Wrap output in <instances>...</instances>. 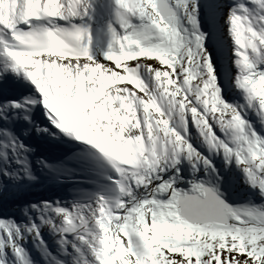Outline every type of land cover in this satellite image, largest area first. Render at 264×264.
<instances>
[{"label": "snow or ice", "instance_id": "obj_1", "mask_svg": "<svg viewBox=\"0 0 264 264\" xmlns=\"http://www.w3.org/2000/svg\"><path fill=\"white\" fill-rule=\"evenodd\" d=\"M89 7L87 0H0V28L9 30L13 41L0 43H4L14 69H24L43 94V103L54 114L56 127L94 145L112 163L119 162V166L113 163L115 171L129 181L127 185L118 181L120 192L131 196L133 179L136 186L150 185L154 173L163 171L165 165L175 168L182 154L209 164L186 138L190 116L209 149H223L226 155L234 152L249 180L264 193V179L256 175L257 169L264 170V140L255 132L246 134L245 119L221 98L210 53L202 44L198 52L188 51L186 62L179 60L176 53L181 47V34L158 0H134L129 15L146 17L150 28L158 31L161 43L142 46L147 33L137 32L133 23L124 27L119 24L123 35L109 25L112 43L103 64L90 55L92 35L88 27L75 23L71 29L43 27L68 33L79 42L78 52L61 54L23 39L38 34L37 28L31 29L33 20L68 21L87 16ZM20 23L28 24L29 30H20ZM230 29L238 46L237 85L246 91L249 104L257 100L264 111V72L256 71L249 54L259 55L264 49V28L257 30L248 15L233 10ZM141 57L158 61L148 65L155 73L156 91L137 74L140 64H148ZM178 65L182 72H177ZM214 125L225 135L227 130L243 132L233 137L235 148L217 136ZM169 188V183L159 185L160 191ZM193 188L200 196H181L173 191L166 204L101 198L89 218L79 207L55 211L63 214L66 226L60 229L62 233L78 229L85 233L78 238L90 245L99 264H145L146 259L152 264H264V213L253 217L259 222L255 226L229 223V215L240 219L237 212L203 186ZM45 223L56 227L51 219ZM28 231H36L39 236L34 224ZM138 240L144 243L142 252L137 250Z\"/></svg>", "mask_w": 264, "mask_h": 264}, {"label": "bare ground", "instance_id": "obj_2", "mask_svg": "<svg viewBox=\"0 0 264 264\" xmlns=\"http://www.w3.org/2000/svg\"><path fill=\"white\" fill-rule=\"evenodd\" d=\"M87 1L93 2V0H87ZM168 1H169L170 5L177 12L176 15L172 16L173 17V23L176 27L177 23H181L180 19H178L176 16H182L183 15L182 11H181L182 8L179 6V4L177 3L176 0H168ZM162 2L166 3L165 0H162ZM227 3H228V0H227ZM202 4H203V11H205L203 14L204 16H202V19H204V23L201 24V23L196 21V23L195 24L193 23L192 26L196 30V32H198L200 35L207 34L209 36V42L204 40V43H202V45L204 48L207 46L208 48L211 49L210 56H211V61L213 63V67H214V73L217 76V85L220 88L224 87V86H226V88H227V87H230V85H231V82H230L231 80L227 79V77L233 75L234 73L236 74L237 69L234 67H235V64L237 63L238 59L236 57H234V52L232 50L228 51L229 48H232L231 41H233V40L231 39V41H230L228 32L225 33L226 38L225 39H224V37L222 38L221 27L224 25H227L228 26L227 29L231 32L230 18H229V20L227 18L229 17L230 14H232V12L229 8H227L226 3L224 6L223 0H216V1L203 0ZM245 14L248 15L252 19V21L254 23V27L257 30H259L260 28H264V20L260 19L261 17H264V9L262 11L258 12L257 10H255V8H250L248 10V12H246ZM224 16H226V17H224ZM227 21H228V23H227ZM132 23H133L134 28L137 32H141V33L146 32L147 33V38L142 41V46L151 47V46H155V45H158L159 43H161V38L159 36L158 31L150 28L149 22L147 21L146 17H144V18H141L139 16L134 17V18H132ZM128 31L131 32L132 29H129ZM179 32L181 34V47H182L183 45L187 44V42L190 40V38L187 37V39H186L187 41H186L184 39L185 35L183 36L181 31H179ZM120 34L123 35L124 32L122 30H120ZM220 40H221V44L219 43ZM200 45L201 44L196 46L194 53L198 52L200 50ZM181 47H180L179 51L176 53L177 56H179V54H180ZM234 49H235V47H234ZM215 55H217V57ZM219 55H220V59H218ZM91 56L93 57V59L96 62H98L97 60L100 61V55L98 53H94ZM229 57H232V58H229ZM254 57H256V60L253 59L255 61V64H256V71L257 72H264V49H262L260 51L259 55L254 54ZM260 57H261V60L259 59ZM0 58H1V65H2L3 69L9 70L13 73H16V70L14 69V67H10L6 63V60L1 53H0ZM103 58L106 60V56H104ZM143 58H145V57H141L140 60L143 61ZM186 60L184 62H186ZM129 63L135 64V62H133V61H130ZM186 66L187 65L185 63V67ZM20 71L22 73H26V71L24 69H20ZM182 71H183V69H182ZM225 71H227V74ZM144 72H146V71H144V64L142 63L138 67L137 74H138L139 78L145 82L147 87H150L151 90L156 91L157 90V82L155 80V74L151 73L149 75L147 73L148 76L151 77L150 79H148L146 76H144ZM238 74L240 75V72ZM236 79H237V76L235 77V80ZM131 86H133V85H130L129 87H131ZM243 92L245 95V101L242 104L243 110H247L248 107H253L256 109L257 113L260 114L259 118L264 117V111H262L260 109L258 101L253 100L252 103L249 104L247 93L245 90H243ZM221 98L226 102V97L223 98L221 96ZM258 107H259V111H258ZM239 109H238V111L241 112V110H239ZM17 113L18 112H14V114H17ZM188 118H190V116ZM177 122H179L178 114L176 116V123ZM209 123H211V121H209ZM246 125H247V128L245 129L246 134L250 135L249 133L255 132L256 137H258L262 140V138L260 136V134H261L260 131H254V130L250 131V128L248 127L247 123H246ZM213 127H214V131L217 132L219 127L216 125H214ZM232 132H233V130H227V134L229 135V137L225 138V133H223L224 137L222 139L225 140L226 142H228L229 144L234 145L235 143H234ZM197 133L200 134L199 130H197ZM254 138L255 137H253V139ZM200 145L205 146L201 149H203V151H205L206 155L212 156L213 155L212 153H215L216 157L221 156L225 160H228V161L235 159L234 152L230 155H226L225 152L223 151V149L210 150L205 140H202L200 142ZM233 148H235V147L233 146ZM208 151H209V154H208ZM193 160L196 161L195 158H193ZM178 165L176 167H179ZM207 169H208V171L206 173H201L200 176L195 177L194 175H192V173H190L188 168H185V169H183L184 176L187 177L185 180L180 177L178 172H173V168H167L166 170H163V171L158 170L157 175H163L165 180L169 181V184H171V187H173L172 189L169 188L170 193H169V191H167L168 193H165V195L162 198L160 196H158L156 193L150 194V195L149 194L145 195V193H146L145 189L141 186L135 185L134 190H133L134 199L136 201H137V199L145 201V200H149L150 198H151V200H155L156 198L159 197V199H160L159 204H166L171 199L173 191L178 192L181 196L182 195H188V194L200 195V193H198L197 191L194 190L193 185H201L203 187L206 185H209L212 188H214L221 196H223L227 201H229L232 204V206L235 210L234 212H236L237 207H238V209H240V213H238V215L240 217L239 220H236L231 215H229V218L231 219V222H232V218H233V220L238 225L242 224L245 221V216L243 213L244 212L248 213L247 212L248 209L244 208L243 206L244 205L248 206L249 201H247L245 199L246 196L245 197L240 196L241 192H237L238 189L237 190L234 189V187H233L234 185L232 182V178H233V180L235 178L234 174L224 171L226 174V176H225L222 173L221 168L217 165H214L213 167L210 165V166H208ZM241 169L243 170L242 166H241ZM256 173H258L259 175H262V177H264L263 176L264 170L257 169ZM228 174H229V177H227ZM153 180H154V176H153L152 181ZM230 188L232 189V191L230 190ZM250 195H252L253 197H260V195H255L253 193H251ZM252 202H251V204L253 205ZM30 203H31V205L29 206V211L31 212V218L26 216L23 211H13L15 213L13 218H11L10 214L8 216H6V214L3 216V214L0 213V225H2V226H0V230L3 232V234L5 236V242L0 243V263H3V261L5 262V260H6V261H8V264H27V262H29V261L36 264L37 263L36 258L39 256V252L34 251L31 248V246L29 244V241L31 239L35 240L36 243L40 246V248L42 247L43 249H45L48 246L52 245V242L55 239L59 240L61 238L60 236L61 235L63 236V234H67V236L63 240L64 244L67 246L68 240H74L80 233H82L79 229L75 233H62L60 231V229L63 228V221L61 222V219H63V214H59L54 210H47V209L44 210L41 208V206H38L39 204L37 201L32 200ZM95 207H96L95 204H91V205H88L86 207H81L86 218L90 217V215H91L90 210L94 209ZM48 219H51L53 221V223L56 225L55 228H53L51 225L45 223V221ZM4 221H5V223H4ZM33 224L36 226V230H38L39 236L36 235V231H32V232L28 231V229L31 228ZM17 229H19V232H17ZM82 234H85V233H82ZM78 242H77V246H78L79 250L85 251V253H87L89 255V257L92 258V248L90 247V245L88 243H86L85 247H82V242L81 243H78ZM21 244H23V247H22L23 254L20 253V250H21L20 245ZM44 244H46V245L44 246ZM18 249H19V251H18Z\"/></svg>", "mask_w": 264, "mask_h": 264}, {"label": "rangeland", "instance_id": "obj_3", "mask_svg": "<svg viewBox=\"0 0 264 264\" xmlns=\"http://www.w3.org/2000/svg\"><path fill=\"white\" fill-rule=\"evenodd\" d=\"M177 3L179 4V6L182 8V16H176L178 19H180L181 23H177L176 27L179 31H181V33L183 34L184 36V39L186 40L187 37L190 38V40L187 42V44L183 45L181 47V51H180V54H179V60L181 62H184L186 59H187V55H188V51L191 49L193 52L195 51L196 49V46L199 45V44H202L204 43V40L208 41L209 42V36L207 34L205 35H200L198 32H196V30L193 28L192 24V20L193 18L203 24L204 23V19H202V16H204V12L202 10V3H203V0H176ZM138 16V15H137ZM225 17V16H224ZM184 33H183V32ZM199 34V35H198ZM197 37H202L201 40H197ZM187 41V40H186ZM210 44V43H209ZM208 44V45H209ZM205 49L210 53L211 49L208 48L207 46L205 47ZM183 59V60H182ZM143 60H147L148 61V64L145 65L144 64V71H146V73H148L149 75L151 73H154V71H152L153 69L151 67H149L148 65H151L153 64L154 62L155 63H158V61H154V58H148V57H145L143 58ZM99 63L103 64V63H106L107 61L103 58V57H100V61L97 60ZM231 68V67H230ZM177 72H182V69L181 67L178 65L177 66ZM155 74V73H154ZM151 78V77H150ZM234 79V78H233ZM142 80V79H141ZM143 81V80H142ZM144 82V81H143ZM145 83V82H144ZM132 88H135V85L131 86ZM203 171H207L206 168H204ZM234 174V177L235 175L238 177V181L233 180L232 178V182H233V187L234 189H238L237 192H240V189L239 188H243V194L246 196H244L243 194H240V196L242 197H245V199L247 201H249V195L251 193H254L255 194V191H250L247 184L249 183L248 182V176L247 174L245 173L244 170L241 169V166L237 163V161L235 160V169L233 170L232 172ZM200 173H196L195 174V177H198ZM239 184V185H238ZM237 187V188H236ZM173 187H171L172 189ZM230 190L232 191V189L230 188ZM169 193H170V190H168ZM145 195L147 194H153V187L152 188H146L145 187ZM169 195V194H168ZM253 203V202H252ZM244 208H247L248 209V213H252L253 215L252 216H249L248 213H243L244 216H245V221L242 223V224H247L248 226H255L257 225L259 222L257 220H255L253 217L258 215V214H261V213H264V197H259L258 200L253 203V205L251 204V202H249V205L248 206H243ZM236 212L237 213H240V209H236ZM232 218V217H231ZM231 223H235L237 224L233 218H232V222ZM238 225V224H237ZM239 226V225H238ZM22 248L20 250V253L23 254L22 252ZM37 259L39 260L40 258L37 257ZM8 263V262H7ZM2 264V263H0ZM27 264H35L33 262H27ZM36 264H41V262L39 263L37 261Z\"/></svg>", "mask_w": 264, "mask_h": 264}, {"label": "clouds", "instance_id": "obj_4", "mask_svg": "<svg viewBox=\"0 0 264 264\" xmlns=\"http://www.w3.org/2000/svg\"><path fill=\"white\" fill-rule=\"evenodd\" d=\"M116 7L114 9V18L116 23L120 24L122 27L132 24V17L129 15V9L134 4V0H114ZM37 33L35 36H26L23 39L30 44H34L39 48L52 49L60 52L61 54H66L69 52H78L80 50V45L77 40L72 38L68 33H56L44 29L43 27L37 28ZM21 39V37H17ZM69 45L71 47H69ZM21 58H24L21 56ZM233 137H240L243 132L240 129H235L232 132ZM116 166H119V162H113ZM112 163V166H113ZM144 243L141 240L137 241V250L143 251ZM145 264H152L150 259L145 260Z\"/></svg>", "mask_w": 264, "mask_h": 264}, {"label": "water", "instance_id": "obj_5", "mask_svg": "<svg viewBox=\"0 0 264 264\" xmlns=\"http://www.w3.org/2000/svg\"><path fill=\"white\" fill-rule=\"evenodd\" d=\"M158 4L163 6V8L166 10V12L168 13V9L165 8L162 0H159L158 1ZM169 14V13H168ZM204 188L210 190L217 199H219L220 201H222L224 204H226L229 208H231L233 211H234V208L232 206V204L227 201L223 196H221L216 190H214L211 186H205ZM182 196H200L198 194H188V195H182ZM228 222L230 223L231 222V219L228 217ZM4 239V234L2 233V231L0 232V242H2Z\"/></svg>", "mask_w": 264, "mask_h": 264}]
</instances>
